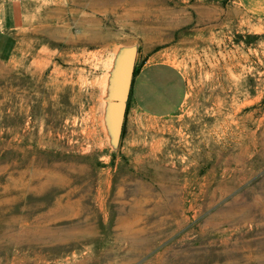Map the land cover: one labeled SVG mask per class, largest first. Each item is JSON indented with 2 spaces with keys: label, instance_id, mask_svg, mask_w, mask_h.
Here are the masks:
<instances>
[{
  "label": "rangeland",
  "instance_id": "obj_1",
  "mask_svg": "<svg viewBox=\"0 0 264 264\" xmlns=\"http://www.w3.org/2000/svg\"><path fill=\"white\" fill-rule=\"evenodd\" d=\"M20 5L0 57V264H264V16L232 0ZM129 48L134 68L174 64L186 96L167 117L127 98L116 137Z\"/></svg>",
  "mask_w": 264,
  "mask_h": 264
},
{
  "label": "crops",
  "instance_id": "obj_2",
  "mask_svg": "<svg viewBox=\"0 0 264 264\" xmlns=\"http://www.w3.org/2000/svg\"><path fill=\"white\" fill-rule=\"evenodd\" d=\"M13 5L8 17L0 23V57L9 58L15 31L19 28L21 0H10ZM244 15L264 16V0H232ZM130 101L134 108L152 117L174 114L186 96V84L181 71L166 60H146L132 77Z\"/></svg>",
  "mask_w": 264,
  "mask_h": 264
},
{
  "label": "water",
  "instance_id": "obj_3",
  "mask_svg": "<svg viewBox=\"0 0 264 264\" xmlns=\"http://www.w3.org/2000/svg\"><path fill=\"white\" fill-rule=\"evenodd\" d=\"M135 50L129 48L122 56L118 68L117 82L114 88L113 99L109 104V116L113 124V133L117 137L126 110V100L129 96L130 85L134 70Z\"/></svg>",
  "mask_w": 264,
  "mask_h": 264
},
{
  "label": "trees",
  "instance_id": "obj_4",
  "mask_svg": "<svg viewBox=\"0 0 264 264\" xmlns=\"http://www.w3.org/2000/svg\"><path fill=\"white\" fill-rule=\"evenodd\" d=\"M138 71V68L135 67L134 70H133V76L137 73ZM130 99V92H129V96H128V100ZM127 108H128V102H127Z\"/></svg>",
  "mask_w": 264,
  "mask_h": 264
},
{
  "label": "bare ground",
  "instance_id": "obj_5",
  "mask_svg": "<svg viewBox=\"0 0 264 264\" xmlns=\"http://www.w3.org/2000/svg\"><path fill=\"white\" fill-rule=\"evenodd\" d=\"M258 193V192H257ZM234 200V199H233ZM188 235V234H187ZM226 242V241H225ZM217 244V243H216ZM211 245V244H210ZM188 247V246H187Z\"/></svg>",
  "mask_w": 264,
  "mask_h": 264
}]
</instances>
